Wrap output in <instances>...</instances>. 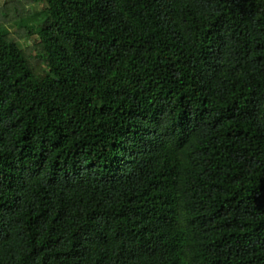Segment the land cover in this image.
<instances>
[{"label":"trees","instance_id":"1","mask_svg":"<svg viewBox=\"0 0 264 264\" xmlns=\"http://www.w3.org/2000/svg\"><path fill=\"white\" fill-rule=\"evenodd\" d=\"M25 1L0 264H264V0Z\"/></svg>","mask_w":264,"mask_h":264},{"label":"rangeland","instance_id":"2","mask_svg":"<svg viewBox=\"0 0 264 264\" xmlns=\"http://www.w3.org/2000/svg\"><path fill=\"white\" fill-rule=\"evenodd\" d=\"M14 3H6V0H0V21L4 22L7 26V28L10 30L11 35L15 36L13 34L14 28L11 26L13 24L16 25L17 22H19V18H22L23 16H25L26 12H23V8L25 7L26 1L25 0H14ZM29 8V7H27ZM6 13L5 15L7 16L6 19H1V15ZM16 19V20H15ZM14 25V26H15ZM32 48L36 47V44L34 43V40L31 41V45ZM39 54V50H35L34 51V56H37ZM34 60H31L34 64H36V59L33 57Z\"/></svg>","mask_w":264,"mask_h":264}]
</instances>
